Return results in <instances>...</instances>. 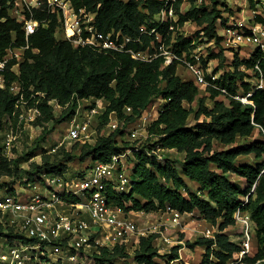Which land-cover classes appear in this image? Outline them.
<instances>
[{
  "label": "trees",
  "instance_id": "16d2710c",
  "mask_svg": "<svg viewBox=\"0 0 264 264\" xmlns=\"http://www.w3.org/2000/svg\"><path fill=\"white\" fill-rule=\"evenodd\" d=\"M15 1L0 0V58L7 55L9 49L27 44L29 47L19 65V74L12 70L18 63L17 58H12L6 65V86L0 87V135L7 117L19 111L20 96L11 90L15 81L21 85L27 108L37 107L40 112L35 124L44 128L38 142H45L55 125L68 121L75 114L78 98H103L108 102L100 116L99 126L103 128L112 111H116L121 120L133 124L150 104L163 97L166 103L147 127L150 145L145 147L143 144L130 157L134 162L131 192L113 193L110 202L127 212H152L168 206L182 213L198 211L214 225L221 220L218 225L221 230L235 225L234 215L242 209L251 214L257 231L255 256L246 260L255 263L264 258V89L256 88V78L260 76L256 69L258 64L264 75V51L258 47L248 59H241L235 53L233 62L228 61L222 45L224 37L219 34L221 24L230 25L229 16H224L228 8L223 12L217 0H210L211 7L204 0H187L190 6L183 12L185 0H170L169 5L173 6L178 19L161 23L154 17L166 5L165 0H72L77 10L85 8L96 14V26L102 32L107 34L114 30L131 38L125 51L106 53L90 47H75L71 41L58 38L57 17L27 40L23 24L10 15ZM249 3L256 8L260 0H249ZM45 15V10L35 11L36 18ZM189 21L201 27L196 37H188L180 30ZM199 38H205L220 48L219 52L210 49L207 58L201 57L203 65L218 58L220 66L230 63L233 68L224 71L219 78L215 76L220 69L215 70L213 76L207 74L209 84L206 89L210 96L198 98L199 86L193 80H184L178 74V66L182 60L197 62L194 52ZM153 42L171 48L179 59L164 65L163 56L144 60L135 58L128 51L151 50ZM250 91V103L236 98L238 94ZM221 96L225 98L221 99ZM209 98L213 102L211 106L207 102ZM52 99H57L63 107L58 114ZM195 102L197 108L193 107ZM127 106L133 110L128 115L124 112ZM13 119L17 121L16 116ZM131 131V128L119 129L108 136H100L93 144L83 143L79 157L64 150L62 159L55 160L47 155L42 164L35 163L29 169L20 167V159H9L4 155L0 136V181L5 177L15 181L3 187L0 185V192L6 189L13 192V185L21 178L27 177V181L22 182L25 184L44 181L40 175L35 177L34 169L38 174L44 171L51 175L66 171L67 161L76 158L81 163L108 162L113 155L122 154L137 143L127 140ZM257 133L262 138H257ZM240 138L246 142L239 143ZM217 144L228 148L216 149ZM158 149H166L165 152L176 149L185 153V157L183 161L159 160ZM242 154H254L255 165L238 163L237 158ZM232 173L242 178L245 188L232 180ZM185 177L199 183L200 190L206 192L207 197L193 192ZM153 239L154 236L141 238L140 247L134 254L137 264H153L154 259H163L164 254L153 245ZM196 245L205 247L200 264H228L241 249L224 233H217L215 239L201 237L195 242H187L191 248ZM181 247H174V259L180 258L178 250ZM130 257L133 258L117 247L114 254L104 252L98 259L102 264H115L118 259ZM179 264L186 263L181 261Z\"/></svg>",
  "mask_w": 264,
  "mask_h": 264
},
{
  "label": "built area",
  "instance_id": "2783aa9c",
  "mask_svg": "<svg viewBox=\"0 0 264 264\" xmlns=\"http://www.w3.org/2000/svg\"><path fill=\"white\" fill-rule=\"evenodd\" d=\"M165 1L166 5L158 18L161 23L174 20L177 16L173 6L169 5L170 0ZM39 9L46 11L43 18L35 17V11ZM253 10L252 14L257 22L246 25L243 21H239L236 26L232 24L228 26L225 34L234 43L249 44L255 49L260 47L264 51V2L257 3ZM10 15L23 24L27 40L40 27H48L52 19L57 17L59 25L56 28V36L71 41L75 47H90L106 53L122 52L125 51L127 42L131 41V38L123 35L122 32L116 33L113 30L106 34L99 30L96 26V14L86 11L85 8L77 10L72 0H16L15 5L10 9ZM157 38L161 41L160 35ZM28 47L29 44L20 48L24 49L25 53ZM13 49H9L8 54L0 58V87L3 88L6 86L4 73L6 65L12 58H17L10 54V50ZM34 51L37 52L36 49ZM128 51L135 58L144 60L163 56L164 65L179 59L178 55L163 43L157 46L153 42L151 50ZM194 58L197 60L196 63L182 60L179 65L185 64L194 76L195 82L206 86L209 82L200 61L201 57L194 55ZM20 63L18 61L17 64ZM256 69L260 72V76L256 78V88L264 89V75L259 64ZM11 90L15 95L20 96L17 105L19 111L13 114L17 117V121L13 116L7 117L0 136L4 155L9 159H15L16 140L25 131L24 124L35 120L40 112L37 107L27 108V101L21 92L19 81L12 84ZM251 96L250 91L246 94L240 93L236 98L244 103H250ZM51 102L56 110H62L63 107L57 99H52ZM107 105L108 102L103 98H78L75 114L64 122L65 126L60 124L56 127L63 134L62 138L60 136L52 143L47 140L43 144L45 153L54 157L63 150L71 152L73 148L69 142L72 140L93 144L100 136H108L106 131L113 133L124 128H131L132 131L127 136L130 140L134 139L131 140L132 142H138L139 128L146 126L147 129L162 110V106L156 107L150 104L151 111L147 108L133 124L121 120L118 113L112 111L106 126L100 128V116L104 114ZM132 111L130 106L124 110L127 115ZM137 122H139L138 126H133ZM95 134H98L97 138ZM143 144L136 143L122 154L113 155L108 162L96 160L81 163L83 166L76 172L69 170L72 161H67L68 168L63 173L48 175L44 172L40 174L44 181L22 183L19 189H15L13 185V192L7 189L1 191L0 264H102L98 257L104 252L111 255L119 247L132 255L140 247L141 238L151 236H154L153 245L157 247L159 253L164 247L167 248L166 252H172L170 245L174 241L167 230L178 227L183 216H192L194 212L182 213L171 206L152 212L140 211L147 218L145 222L140 223L132 217L134 211L127 212L110 202L113 193L131 192L134 162L130 161V157H133ZM159 150L162 149L157 150L158 159L162 160L163 156L158 153ZM43 154L40 153L42 160ZM34 159L36 160L31 158L32 161ZM234 216L235 225L241 228L244 240L239 244L240 251L228 264H264V258L258 259L255 263L246 260L256 253L254 245L257 234L256 223L251 214L239 209ZM216 234L217 230L214 226H208L204 230L206 238L215 239ZM130 259L124 260V264ZM158 259L161 258L154 259L153 264H161ZM176 260L178 259L173 261ZM106 264L111 263L106 262ZM115 264L118 262L116 261Z\"/></svg>",
  "mask_w": 264,
  "mask_h": 264
},
{
  "label": "rangeland",
  "instance_id": "374dc122",
  "mask_svg": "<svg viewBox=\"0 0 264 264\" xmlns=\"http://www.w3.org/2000/svg\"><path fill=\"white\" fill-rule=\"evenodd\" d=\"M199 1H201V0H199ZM204 1L206 2V4H208L209 7L212 6V1H210V0H204ZM217 2L219 4L218 7L223 12H226V8H228L227 13H224V16H229L230 25L232 24L233 26H236L235 24L238 23L239 21H243V23L246 25H249L250 22H254V21L257 22L256 18L253 17L252 12L254 11L253 10L254 8H252L250 6L249 0H217ZM260 2H264V0H260ZM189 6H190V3L187 0H185L183 5H182V11L183 12L187 11ZM228 10H229V12H228ZM230 11H232L233 13H230ZM159 15H160L159 12L155 15L154 19L156 21H158ZM177 19H178V16H176V19H174V20H177ZM230 25L221 24L219 26V34L224 37L222 45L226 49L225 54L228 57V61L233 62L232 59H233L235 53H238L241 59L250 58L251 54L255 51V47L252 45H249V44L239 45L238 43H234L232 40H230V38L227 37V35L225 34V32H226L225 30ZM200 28L201 27L196 22L189 21L183 27H181L180 30L184 33V35H186L188 37H196V32ZM199 39H198L199 42H198L197 50H195V52H194V55H198L199 58L200 57L207 58L210 49H213L216 52L220 51L219 46H217L215 43L209 42L205 38H202L200 40ZM10 54H12L13 56H16L17 60L19 62H22L24 60V49H22V48H14L13 50H10ZM203 67H204V70L206 72V76H207V74L213 76L215 70L220 69V71L215 76L216 78H219L221 76V74L224 73V71L233 68L232 65H230V63L228 65L225 64L223 66H220L218 58L209 60L208 64L203 65ZM242 68H243V66H242ZM13 70L17 74H19L20 73L19 64L15 65L13 67ZM178 74H180L184 80H193L195 82L194 76L186 68L185 64L178 66ZM196 84L200 88V94H199L198 98L201 96H205V95L210 96L209 92L206 89L207 85L205 86V85L198 84V83H196ZM220 98L224 99L225 97L221 96ZM207 102L210 106L213 104V102L210 98L207 100ZM187 106H189V105L187 104ZM193 107L197 108L196 102L193 104ZM58 112H61V111L57 109V114H58ZM35 120H36V118H35ZM35 120H33L29 123L27 122L26 124H24V130L25 131H23L22 134L19 135L18 139L16 140V144H15V149H14L15 154H16L15 159H17V158L20 159L19 164H20V167L23 169H29L30 167H33L32 165L35 163H37V164L43 163V160L40 158L41 157L40 153H44L43 159H44V157L47 156V154L44 151L43 144L47 140H49V142L52 143L55 140H57L58 138H60V136H61V138L63 136L61 131L59 129L58 130L56 129V127L58 125H55L54 130L47 136V140L45 142H43V141L38 142L37 138L42 133L44 127L41 125L35 124ZM190 122L193 124V122H194L193 119H190ZM60 126H65L64 122L61 123ZM139 131H140V139L138 140L137 144L138 143H141V144L144 143L145 147L150 145L149 144L150 138L148 137V131L146 129V126H143V127L141 126L139 128ZM106 133H107V135H109L112 132L106 131ZM97 137H98V134H95V138H97ZM256 137L262 138L260 136V134H258V133L256 134ZM126 138H128V136H126ZM127 140H130V138H128ZM132 141H134V139ZM238 142L239 143H245L246 141L244 139L240 138ZM69 144L72 145V148H73L71 152H73V154H77L76 156L79 157V155H78L79 149L83 143L72 140L69 142ZM223 148H228V146L223 145V144H217L216 145V149H223ZM165 150L162 149V150L158 151V153L160 155H162L164 159H169L171 161L172 160L183 161V159L185 157V153L177 152L176 149L171 150L170 152H165ZM42 151H44V152H42ZM64 151H60L59 154L54 156V159L55 160L56 159H62L64 156ZM31 158H36V160L34 159L32 161ZM237 162L255 165V163L257 162V159L254 157V154H242L237 158ZM69 166H70L69 167L70 171L76 172L83 165L78 160V158H76V160L72 161L69 164ZM179 170H181L180 167H179ZM43 172L44 171H40L38 174L37 170L34 169L33 174L35 175V177H37L38 175L42 174ZM231 178L236 184L241 185L242 188L246 187L245 183L243 182V180L240 176L232 173ZM25 180L27 181V177L18 179L17 183L14 185L15 189H19V187L22 185V182H25ZM185 180L188 182L189 187L193 192L200 194L202 197H205V198L207 197L206 192H202L200 190L199 183H197L195 181H191L190 179H188L186 177H185ZM12 182H15V181H13L12 179H9V177H5L4 179H2L0 181V185L3 187L5 184L8 185ZM133 211H134V212H132L133 218L137 219L140 223H143L146 221L147 218H145V216L140 211H138V210H133ZM159 220L161 222H164L162 218H159ZM220 222H221V220L218 221V224L214 225V224L210 223L209 221L205 220L203 215L200 214L198 211H195L192 216L191 215L183 216L182 220H181V225H179L178 227L172 228L170 230H167V233L171 236V238L174 241V243L170 245L172 252H166L167 248L164 247L163 251H161V253H160V254H164L163 260L158 259V262H161V264H164L163 262H166V264H179L181 261H184L186 264H200L202 257H203V254L205 252V247L202 245H196L194 248H191V247L187 246V242H195L197 239H199L201 237H205L204 236V230L208 226H211V227L214 226L215 229L217 230V233H224L229 237V239L232 242L241 244V242L244 240V236L242 234L241 228H239L237 225H229V226L225 227L223 230H221L220 227L218 226ZM164 228H165V225H164ZM179 241H183V243H179ZM134 245H135V243H134ZM177 245L182 246L178 250L180 258L176 261H173V260H175L174 259V252H175L174 247ZM254 245L256 248L255 242H254ZM133 253H134V251H133ZM134 254H132L133 258L130 257L131 259L129 261H127L128 262L127 264H137L136 261L134 260ZM130 256H131V254H130ZM116 261L118 262V264H124V259H119Z\"/></svg>",
  "mask_w": 264,
  "mask_h": 264
},
{
  "label": "crops",
  "instance_id": "0c3cea01",
  "mask_svg": "<svg viewBox=\"0 0 264 264\" xmlns=\"http://www.w3.org/2000/svg\"><path fill=\"white\" fill-rule=\"evenodd\" d=\"M166 103V100L163 98V97H158L153 103H152V105H155L156 107H163L164 106V104ZM151 106L150 107H148V110H150L151 111ZM154 111V110H153ZM155 112V111H154Z\"/></svg>",
  "mask_w": 264,
  "mask_h": 264
},
{
  "label": "bare ground",
  "instance_id": "6f19581e",
  "mask_svg": "<svg viewBox=\"0 0 264 264\" xmlns=\"http://www.w3.org/2000/svg\"><path fill=\"white\" fill-rule=\"evenodd\" d=\"M70 33L72 34L73 32L70 30ZM139 122L135 123L133 126H138Z\"/></svg>",
  "mask_w": 264,
  "mask_h": 264
}]
</instances>
